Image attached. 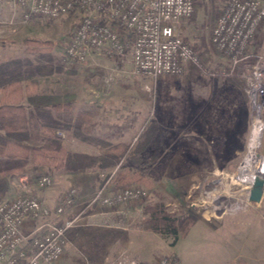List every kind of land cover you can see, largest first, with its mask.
Returning <instances> with one entry per match:
<instances>
[{
  "label": "rangeland",
  "instance_id": "obj_1",
  "mask_svg": "<svg viewBox=\"0 0 264 264\" xmlns=\"http://www.w3.org/2000/svg\"><path fill=\"white\" fill-rule=\"evenodd\" d=\"M228 1L196 0L194 14L180 24L181 34L212 71L227 67L226 58L223 60L222 52L212 43V32ZM4 3L0 0V66L7 65L8 72L0 97L2 90L14 93L15 100L29 111L34 105L52 110L53 104H67L51 112L55 127L48 136L58 138L67 150L111 155L118 163L114 168L94 165L79 171L47 167L42 171L30 163L23 175L25 184L12 190L13 179L18 177L21 182L23 177L14 175L3 199L35 194L55 207L75 187L83 202L112 174L114 188L141 186L150 193L147 198L114 206L88 207L68 233L58 264H126L131 257L160 264L166 256L171 264H264V190L260 201L251 199V178L242 176L247 155H256L255 166L262 161L264 111L257 114L259 107L252 103L247 148L241 160L215 162L231 171L221 169L213 175L209 173L213 164L206 159L207 154L192 143L189 67L182 75L150 79L133 72L130 55L95 51L84 62L66 63L62 50L78 23L77 13L58 19L34 16L27 22H22L18 14V22L9 28L13 14ZM15 26L17 30L13 31ZM25 38L54 44L27 45ZM39 64L46 69L38 71ZM230 77L244 81L247 92V83L239 73ZM43 118L50 123L48 116ZM149 126H154V133L149 145L141 150L139 137ZM253 138L257 145L249 151ZM46 142L45 138L32 137L22 143L32 147ZM123 150L128 153L125 157ZM248 170H252L250 166ZM43 175L52 176L54 182L39 192L37 182ZM161 204L179 222L188 216L197 220L193 231L181 237L134 229L136 221L147 216L148 207ZM75 213L73 209L70 214ZM238 213L253 217L237 224L240 235L234 240L222 237L228 230L214 219H202Z\"/></svg>",
  "mask_w": 264,
  "mask_h": 264
},
{
  "label": "built area",
  "instance_id": "obj_2",
  "mask_svg": "<svg viewBox=\"0 0 264 264\" xmlns=\"http://www.w3.org/2000/svg\"><path fill=\"white\" fill-rule=\"evenodd\" d=\"M3 1L13 14L9 28L18 22V14L22 22H27L34 16L58 19L77 13L78 23L62 50L66 63L84 62L98 51L119 57L130 55L133 72L151 79L182 75L188 65L207 74L239 73L247 83L253 105L259 107L257 114L264 111V54L250 50L252 38L264 28V0H229L218 15L212 43L224 54L227 67L214 71L204 65L199 52L179 32L180 24L194 14L196 0ZM113 175L83 202L75 187L55 207L35 194L0 200V264H56L65 253L68 233L88 207L114 206L149 196L141 186L114 188ZM53 182L52 176L43 175L38 186L48 188ZM75 206L79 208L75 215L66 216ZM27 221L36 225L26 231ZM126 264L147 263L131 257ZM160 264H171L170 257L162 258Z\"/></svg>",
  "mask_w": 264,
  "mask_h": 264
},
{
  "label": "trees",
  "instance_id": "obj_3",
  "mask_svg": "<svg viewBox=\"0 0 264 264\" xmlns=\"http://www.w3.org/2000/svg\"><path fill=\"white\" fill-rule=\"evenodd\" d=\"M24 43L51 46L54 44L52 41L36 38H25ZM37 69L41 72L46 69V66L39 64ZM7 72L8 66L1 65L0 87L7 85ZM14 95V93L7 94L2 90L0 97V200L7 195L12 177L14 175L23 176L30 163L47 168H63L67 171H79L94 165L112 168L117 166L118 160L111 155L96 156L73 152L67 150L58 138L48 136L55 127L51 112L53 109L59 111L67 104H53L52 110L46 106L34 105L29 111L20 101L15 100L17 96ZM45 116L50 118V123L44 122L43 117ZM152 129L154 126H149L143 135H140L138 147H141V150L149 145L154 133ZM32 137L45 138L47 142L32 147L22 143ZM121 154L125 157L128 153L123 150ZM146 211L147 216L136 221L134 228L185 237L195 223V220L189 216L179 222L162 204L150 206Z\"/></svg>",
  "mask_w": 264,
  "mask_h": 264
},
{
  "label": "crops",
  "instance_id": "obj_4",
  "mask_svg": "<svg viewBox=\"0 0 264 264\" xmlns=\"http://www.w3.org/2000/svg\"><path fill=\"white\" fill-rule=\"evenodd\" d=\"M179 32L181 33L180 27ZM250 50L253 53L264 54V28L257 32L252 38ZM222 56L224 60L225 56L223 53ZM187 67H189L191 71H188L187 75L191 80V102L193 110L191 115L192 143L195 144L196 147L198 146L201 152L207 154L206 159L212 162L213 167L209 173L217 175V171L221 169L231 171V168L226 169L224 166L220 167L216 165L215 162L240 161L247 148V139L253 110L252 102L246 92L245 83L241 79L223 76L220 73L207 74L199 69L196 71V69H193L191 66ZM259 133L261 138L262 132L259 131ZM261 151L264 156V133ZM263 156L262 160L264 161ZM45 168L44 166L38 167V169L42 171L45 170ZM25 177L26 176L20 178L21 182L18 177L15 180L13 179L12 190L17 189V185H24L25 183H23V181ZM37 188L39 192L42 190L39 186ZM73 209L77 212L78 206L69 209L65 215L73 216L74 214H70ZM228 214L214 216L209 219L203 216L202 219L204 222L214 219L219 226L228 230L222 237L225 238L227 236V240H234V237L240 235V227H238L237 224L239 222H247L249 219L251 220L253 216L245 213ZM196 223L197 220L191 227L189 233L193 231ZM35 225V222L27 221L24 225V229L26 231L30 230ZM134 229L141 233L150 232L137 228ZM230 245H232V243ZM59 262L60 261L56 264Z\"/></svg>",
  "mask_w": 264,
  "mask_h": 264
},
{
  "label": "bare ground",
  "instance_id": "obj_5",
  "mask_svg": "<svg viewBox=\"0 0 264 264\" xmlns=\"http://www.w3.org/2000/svg\"><path fill=\"white\" fill-rule=\"evenodd\" d=\"M253 133H254V130L252 131V135H253ZM252 135H251V139H252ZM256 138H257V136H256ZM251 139H250V141H251ZM256 145H257V140L255 138H253V141L251 142V144H249V151H253V149L256 148ZM256 159H257L256 155H252V154L247 155L246 159H245L244 166H243L244 171H243L242 176L244 178H249V179L251 178L250 179L251 183H253L258 177H261L264 179V161L262 160L260 163H257V165L255 166L254 163L256 162ZM249 166L252 169L250 171L248 170ZM257 170H258V172H257Z\"/></svg>",
  "mask_w": 264,
  "mask_h": 264
},
{
  "label": "water",
  "instance_id": "obj_6",
  "mask_svg": "<svg viewBox=\"0 0 264 264\" xmlns=\"http://www.w3.org/2000/svg\"><path fill=\"white\" fill-rule=\"evenodd\" d=\"M252 189L250 190L251 192V199L260 201L261 200V195L262 191L264 190V179L261 177H258L254 183L252 184Z\"/></svg>",
  "mask_w": 264,
  "mask_h": 264
}]
</instances>
